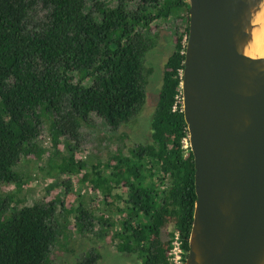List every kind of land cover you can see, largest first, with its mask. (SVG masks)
Segmentation results:
<instances>
[{"label": "trees", "instance_id": "1", "mask_svg": "<svg viewBox=\"0 0 264 264\" xmlns=\"http://www.w3.org/2000/svg\"><path fill=\"white\" fill-rule=\"evenodd\" d=\"M170 26L174 45L150 138L126 148L120 140L100 158L84 148L88 128L101 120L116 132L140 114L150 73L145 55ZM188 26L184 0H0V264H57L51 255L71 221L95 238L110 233L116 250L140 264H170L178 230L185 261L196 200L181 102ZM46 137L54 143L44 169L48 192L60 183L71 188L62 175L90 185L69 213L57 196L23 203L1 193L22 186L19 168ZM100 258L93 251L80 264Z\"/></svg>", "mask_w": 264, "mask_h": 264}, {"label": "water", "instance_id": "2", "mask_svg": "<svg viewBox=\"0 0 264 264\" xmlns=\"http://www.w3.org/2000/svg\"><path fill=\"white\" fill-rule=\"evenodd\" d=\"M184 1L196 192L184 264H264V0Z\"/></svg>", "mask_w": 264, "mask_h": 264}, {"label": "rangeland", "instance_id": "3", "mask_svg": "<svg viewBox=\"0 0 264 264\" xmlns=\"http://www.w3.org/2000/svg\"><path fill=\"white\" fill-rule=\"evenodd\" d=\"M158 38L155 39V44L147 52L144 58V68L150 70L147 77L146 100L139 115L133 119L130 123L124 125L116 132H110V130L103 124L101 120L96 121V125L89 127V132L86 134L84 148L89 149L92 153L105 159L109 156V150L115 149L118 141H122V144L126 147L133 145L134 143L146 142L150 138L151 132V120L159 98L160 89L162 86L163 72L165 62L172 52L174 45V29L170 27L163 28ZM43 138V137H42ZM111 140V141H110ZM110 141V142H109ZM51 143V144H50ZM112 143V144H111ZM53 140L45 138L38 147V151L32 159H28L22 162L19 171L22 172L23 177L22 186L17 187H3L1 193L4 195L15 193L20 197H25L23 203H33L43 198L52 199L53 196H57L64 202V208L68 213L78 203L76 202V196L79 190H88L90 185H85L80 182L79 177L72 178L68 175H62L61 181H67L71 183V188L63 187L60 184L57 185L56 193L48 192V184L50 176L48 172H44L47 168L48 158L53 149ZM84 155L87 151H83ZM87 156V155H86ZM59 187L63 190V193L59 195ZM100 199L94 200L96 203ZM98 201V202H99ZM17 205H11L10 211ZM103 205L101 202L97 203L99 209ZM65 213L57 215L61 221L64 220ZM68 217V215H67ZM71 220L72 217L69 216ZM71 227L66 231V238H62V247H54L51 259L57 264H80V261L84 255L90 252H100L101 258L96 264H140V260L136 255H130L126 253L118 252L114 243L111 240V234H106L104 238H95L96 236L91 234H85L82 231L75 230L74 222L69 223ZM174 228V224H169L161 233V237L167 240L168 234ZM98 231L97 227L93 228V231ZM167 233V234H166ZM83 261V259H82Z\"/></svg>", "mask_w": 264, "mask_h": 264}, {"label": "built area", "instance_id": "4", "mask_svg": "<svg viewBox=\"0 0 264 264\" xmlns=\"http://www.w3.org/2000/svg\"><path fill=\"white\" fill-rule=\"evenodd\" d=\"M183 255L182 239L179 231L175 230L172 238V247L169 250L170 264H184Z\"/></svg>", "mask_w": 264, "mask_h": 264}, {"label": "bare ground", "instance_id": "5", "mask_svg": "<svg viewBox=\"0 0 264 264\" xmlns=\"http://www.w3.org/2000/svg\"><path fill=\"white\" fill-rule=\"evenodd\" d=\"M261 38L260 42L261 44L258 42L259 46H260V55H264V29L259 33L258 35V39ZM258 41V40H257Z\"/></svg>", "mask_w": 264, "mask_h": 264}]
</instances>
